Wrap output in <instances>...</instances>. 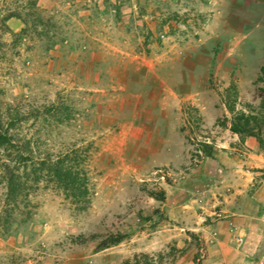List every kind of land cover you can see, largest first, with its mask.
<instances>
[{"label":"rangeland","instance_id":"374dc122","mask_svg":"<svg viewBox=\"0 0 264 264\" xmlns=\"http://www.w3.org/2000/svg\"><path fill=\"white\" fill-rule=\"evenodd\" d=\"M261 65L264 0H0V112L85 148L89 187L41 182L25 217L0 183V264H264V124L228 128L264 111Z\"/></svg>","mask_w":264,"mask_h":264},{"label":"trees","instance_id":"16d2710c","mask_svg":"<svg viewBox=\"0 0 264 264\" xmlns=\"http://www.w3.org/2000/svg\"><path fill=\"white\" fill-rule=\"evenodd\" d=\"M256 80L261 84L257 90L262 93V103H264V65L259 67ZM227 109L233 112L231 105H228ZM20 122L16 111L0 112V183L4 189V204L28 217L29 212H22L21 208L24 209L29 205V193L43 182L57 188L72 204L79 208L84 207L89 199L87 150L75 145L56 152L49 148L41 149L38 139L17 132L16 125ZM263 124V110L259 109L258 112L253 113L237 111L232 115L228 128L239 135H254L258 142L262 143L258 131ZM201 146L202 149L199 151L209 155L210 147L205 143ZM158 197L161 198L162 194ZM119 239L120 237H115L111 242ZM137 257L133 256L132 264H140ZM141 257L146 263L147 256L141 254ZM124 264L131 263L126 260Z\"/></svg>","mask_w":264,"mask_h":264},{"label":"crops","instance_id":"0c3cea01","mask_svg":"<svg viewBox=\"0 0 264 264\" xmlns=\"http://www.w3.org/2000/svg\"><path fill=\"white\" fill-rule=\"evenodd\" d=\"M232 162L234 161V163H237V160L238 159H236V156H234V157H232ZM238 166H239V164H238ZM238 185H240L239 183H238V181L237 182H235V187H236V191H238L237 193H241L240 191H242L243 189L241 188V187H243V186H238ZM241 185H243V184H241ZM245 196V195H244ZM240 197H242V196H240ZM242 200H243V206L242 207H244V209H240L239 210V212L238 213H236V211H234V210H232V212L233 213H230L231 215L233 214V215H235V217L234 218H232V219H234V220H236V221H239V222H241V223H244V224H249L250 226L252 225V223L254 224L255 222H256V220L254 221V219L256 218V216H255V214L256 213H254L253 212V210H249V211H247L245 208V203H247V201L246 200H244L243 198H242ZM246 201V202H245ZM254 203V202H253ZM251 205V204H250ZM257 205V204H256ZM234 209V208H233ZM231 210V209H230ZM236 210V209H235ZM238 215H240V216H238ZM253 219V220H252Z\"/></svg>","mask_w":264,"mask_h":264},{"label":"built area","instance_id":"2783aa9c","mask_svg":"<svg viewBox=\"0 0 264 264\" xmlns=\"http://www.w3.org/2000/svg\"><path fill=\"white\" fill-rule=\"evenodd\" d=\"M234 240L237 242V243H241L242 242V238L240 236H235Z\"/></svg>","mask_w":264,"mask_h":264}]
</instances>
